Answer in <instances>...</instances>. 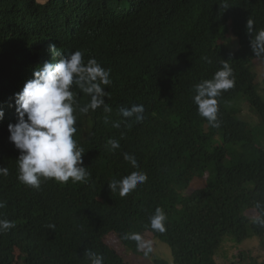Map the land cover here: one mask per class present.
Returning <instances> with one entry per match:
<instances>
[{
  "label": "trees",
  "instance_id": "1",
  "mask_svg": "<svg viewBox=\"0 0 264 264\" xmlns=\"http://www.w3.org/2000/svg\"><path fill=\"white\" fill-rule=\"evenodd\" d=\"M248 19L264 29V0H0V166L8 168L0 175V219L15 225L0 232V264H90L88 250L102 254L104 264H136L140 249L124 239L129 233L169 245L171 259L155 257L153 264H218L224 236H257L259 258L242 252L228 264H264V227L254 223L264 214V99L249 68L264 58L252 52ZM50 44L65 54L80 50L85 63L95 58L111 70L105 103L112 112L74 113L87 181L42 179L36 189L17 178L20 153L8 124L17 120L14 94L44 61L59 59ZM224 62L235 86L217 98L213 127L193 96ZM75 91L80 105L90 101ZM236 98L258 111L257 125L231 112ZM133 104L144 106L140 122L118 115ZM110 138L118 149L106 147ZM124 153L134 155L137 168ZM132 171L147 181L125 197L110 190L112 180ZM157 208L167 216L163 233L150 225ZM110 232L125 254L105 242Z\"/></svg>",
  "mask_w": 264,
  "mask_h": 264
},
{
  "label": "clouds",
  "instance_id": "2",
  "mask_svg": "<svg viewBox=\"0 0 264 264\" xmlns=\"http://www.w3.org/2000/svg\"><path fill=\"white\" fill-rule=\"evenodd\" d=\"M205 13L207 17L214 16L210 10ZM253 26L254 20L248 19L246 32L252 35V52L255 56L264 58V29L256 31ZM49 50L59 59L55 62L44 61L34 70L33 77L25 82L22 90L14 94L17 120L8 124L9 140L20 153L17 159V178L23 184L36 189H39L42 179H54L59 183H67L70 179L72 182L87 181L91 174L84 166L82 158L85 149L74 139L77 131V115L74 113L78 109L79 113L87 114L89 110L95 111L101 107L106 114L112 112V108L105 103V86L112 83L110 69L104 68L95 58H89L85 63L84 54L80 50L65 54L54 44L49 45ZM126 51L120 50L119 53ZM234 86L233 69L227 62L222 64L211 79H204L195 85L193 102L197 106L198 114L206 118L213 127L219 126L217 98ZM76 89L90 97V101L80 105ZM144 110L142 104H133L130 107H120L118 115L125 121L134 118L136 122H140L144 119ZM255 111L259 116L258 111ZM231 112L238 115L240 110L232 108ZM3 117L4 110L0 107V120ZM107 122L106 116L105 123ZM112 126L120 128L121 122H113ZM109 146L110 150L118 149L119 140L108 139L106 147ZM124 159L134 168L138 167L134 155L124 153ZM0 175H8V168L0 166ZM147 179L146 173L132 171L120 180H112L108 186L112 192L118 190L119 195L125 197ZM4 206V202L0 201V208ZM166 220L164 210L157 208L150 217L151 228L163 233L166 230ZM254 223L264 227V214L256 217ZM14 227L13 222L0 219V232ZM124 239L136 241L138 249L147 247L151 250L140 233L125 234ZM87 256L90 264H104V257L100 253L88 250Z\"/></svg>",
  "mask_w": 264,
  "mask_h": 264
},
{
  "label": "rangeland",
  "instance_id": "3",
  "mask_svg": "<svg viewBox=\"0 0 264 264\" xmlns=\"http://www.w3.org/2000/svg\"><path fill=\"white\" fill-rule=\"evenodd\" d=\"M44 1V0H41ZM260 60H254L250 64V68L258 74V82L256 86L257 92L264 98V63L261 64ZM258 65V66H257ZM258 67V68H257ZM243 98H236L232 100L230 106L236 107L240 110V113L237 115L239 119L246 120L252 125H257L260 120L255 109L246 101L242 100ZM221 139L219 135L214 137V143L221 144ZM202 181L199 179L195 181L194 185L196 187L200 186ZM106 242L115 247L121 254H125V247L122 245L118 235L115 232L108 234L105 238ZM153 240V241H152ZM144 241L146 244L150 242H155L151 245V250L148 248L140 249L139 258L136 264H153V259L155 257L162 258L164 260L171 259V249L169 245L160 239L152 238L151 235L147 234L144 236ZM151 244V243H150ZM262 242L259 237L251 236L242 239L241 241H236L232 236L226 235L222 238L221 245L218 249L217 262L218 264H228L231 260H239L242 256L240 253L244 252L245 254H252L255 258H259V254L262 253ZM248 250L250 253H248ZM243 257V256H242ZM243 263H245L243 261Z\"/></svg>",
  "mask_w": 264,
  "mask_h": 264
},
{
  "label": "bare ground",
  "instance_id": "4",
  "mask_svg": "<svg viewBox=\"0 0 264 264\" xmlns=\"http://www.w3.org/2000/svg\"><path fill=\"white\" fill-rule=\"evenodd\" d=\"M85 133V132H84Z\"/></svg>",
  "mask_w": 264,
  "mask_h": 264
}]
</instances>
